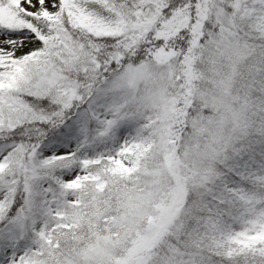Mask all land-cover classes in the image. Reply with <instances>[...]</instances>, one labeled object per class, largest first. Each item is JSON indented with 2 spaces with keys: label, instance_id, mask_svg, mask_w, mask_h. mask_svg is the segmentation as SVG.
Listing matches in <instances>:
<instances>
[{
  "label": "snow or ice",
  "instance_id": "6c2138e0",
  "mask_svg": "<svg viewBox=\"0 0 264 264\" xmlns=\"http://www.w3.org/2000/svg\"><path fill=\"white\" fill-rule=\"evenodd\" d=\"M0 264H264V0H0Z\"/></svg>",
  "mask_w": 264,
  "mask_h": 264
}]
</instances>
